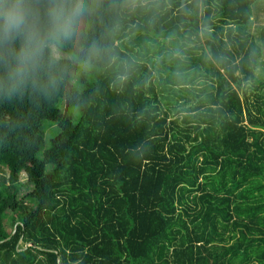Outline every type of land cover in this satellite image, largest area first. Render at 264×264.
<instances>
[{
    "label": "trees",
    "instance_id": "1",
    "mask_svg": "<svg viewBox=\"0 0 264 264\" xmlns=\"http://www.w3.org/2000/svg\"><path fill=\"white\" fill-rule=\"evenodd\" d=\"M259 1L135 0L120 62L0 98V264H264Z\"/></svg>",
    "mask_w": 264,
    "mask_h": 264
},
{
    "label": "clouds",
    "instance_id": "2",
    "mask_svg": "<svg viewBox=\"0 0 264 264\" xmlns=\"http://www.w3.org/2000/svg\"><path fill=\"white\" fill-rule=\"evenodd\" d=\"M135 0H0V98L25 91L45 100L79 67L120 62L117 18ZM128 79L118 72L116 81Z\"/></svg>",
    "mask_w": 264,
    "mask_h": 264
},
{
    "label": "rangeland",
    "instance_id": "3",
    "mask_svg": "<svg viewBox=\"0 0 264 264\" xmlns=\"http://www.w3.org/2000/svg\"><path fill=\"white\" fill-rule=\"evenodd\" d=\"M252 28L251 33L253 34V39L256 42L258 46L263 48L262 52L264 51V0L259 1L257 4H255L252 8ZM162 41V39H161ZM263 58V57H262ZM262 58L260 63L262 62ZM264 64V63H263ZM256 79L259 81L264 80V65L262 67H259L256 74ZM73 84L76 86H79L78 80L74 79ZM56 130L55 125H52L51 130L49 132H54ZM21 182L24 184H28L29 179L28 176L23 174L21 176ZM31 189V187H30ZM30 190L23 189L22 190V196H27L29 194Z\"/></svg>",
    "mask_w": 264,
    "mask_h": 264
},
{
    "label": "crops",
    "instance_id": "4",
    "mask_svg": "<svg viewBox=\"0 0 264 264\" xmlns=\"http://www.w3.org/2000/svg\"><path fill=\"white\" fill-rule=\"evenodd\" d=\"M252 35H253V34H252ZM263 37H264V36H263ZM255 41H256V40H255ZM262 50H263V48H262ZM262 57H263V58H262V62L259 64L258 68H259V67H262V66L264 65V64H263V63H264V51H263Z\"/></svg>",
    "mask_w": 264,
    "mask_h": 264
},
{
    "label": "water",
    "instance_id": "5",
    "mask_svg": "<svg viewBox=\"0 0 264 264\" xmlns=\"http://www.w3.org/2000/svg\"><path fill=\"white\" fill-rule=\"evenodd\" d=\"M59 263H60V260H59Z\"/></svg>",
    "mask_w": 264,
    "mask_h": 264
}]
</instances>
